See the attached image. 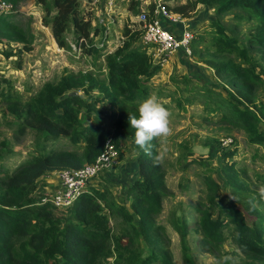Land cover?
<instances>
[{"label": "trees", "instance_id": "1", "mask_svg": "<svg viewBox=\"0 0 264 264\" xmlns=\"http://www.w3.org/2000/svg\"><path fill=\"white\" fill-rule=\"evenodd\" d=\"M5 1L16 7L20 0ZM34 2L40 9L41 24L48 28L58 47L70 48L68 32L82 48V40L90 42L95 36L92 35L100 31L98 27L91 28L89 12L84 11L79 0ZM197 5L210 9L214 19L208 25L195 24L192 28L190 56L223 81L232 100L227 101L220 92L205 86L189 90L187 84L193 80L182 75L179 79L184 87L182 91L192 94L181 96L179 101L190 102L195 96H205L211 110L219 113L222 120L245 131L249 144L264 145V132L257 131L258 123H264V103L254 95L263 80L248 53L252 46L264 49V0H185L167 8L186 18L195 14ZM128 8L133 14L137 12L134 2ZM13 14L0 15V41L15 42L18 51L27 50L32 35L26 26L10 18ZM223 16L227 23L220 20ZM242 24H251L254 31V37L247 39V46L240 45L235 34ZM140 33L122 27L121 45L102 55L97 78L89 74L85 79L81 75L64 74L56 82L42 85L27 100H22L12 90L11 81L0 75V103H9V111L28 119L34 134L30 156L10 172L0 168V264H107L110 255L111 264H172L152 250L142 255L141 242L152 246L156 242L153 235L161 229L153 222V216L161 210L164 172L156 160L157 142H152L151 154H145L135 144V129L129 124V115L138 116V105L151 95L148 82L160 70L159 62H153L141 44L134 46L136 41L140 43ZM95 51L101 55L102 47ZM1 54L9 57L15 51L1 50ZM14 63L19 68L18 61ZM93 89L99 98L86 96ZM169 96L163 93L159 98ZM98 101L107 108L97 107ZM119 137H128L136 150L137 175L124 193L134 217L117 202L101 179L96 186L88 185L64 210L50 203H39L44 195L36 191L41 176L92 163L106 140L117 150ZM60 138H66L72 148L55 149L53 145ZM204 141L205 154L191 158L189 152L181 155L185 164L195 161L213 165L211 173L200 175L205 199L216 215L211 219L209 209L199 211L196 221L202 241L213 246L222 239L221 228L231 222V240L240 249L264 258V204L260 202V193L256 196L242 178L243 170L236 168L234 162H227L234 150L220 146L219 140L205 138ZM182 148L185 149L183 144ZM221 188L228 193L227 205L214 202V194ZM172 226L183 241V223L173 221Z\"/></svg>", "mask_w": 264, "mask_h": 264}, {"label": "rangeland", "instance_id": "2", "mask_svg": "<svg viewBox=\"0 0 264 264\" xmlns=\"http://www.w3.org/2000/svg\"><path fill=\"white\" fill-rule=\"evenodd\" d=\"M184 2L185 0H166L169 8ZM79 3L85 12H89V1L79 0ZM15 9V13L10 18L22 26H26L30 30L32 40L29 49L20 51H18L15 42L0 41V75L11 81L12 90L17 92L22 100H27L42 85L56 82L64 74L81 75V79H85L88 74L95 78L98 77L97 70L102 65L104 51L100 55L95 51L97 48L90 45V42L99 43L100 34L96 36V40L86 42L78 51L61 48L54 42L48 28L41 24L40 9L34 0H20ZM115 9L116 24L112 27L113 39L116 38V34H119L125 22L129 24L132 18V13L126 4L120 6L118 3ZM87 15L91 19V28H100L93 12H89ZM225 18L226 16H223L220 20L227 23ZM186 19L187 26L194 28L195 24L196 26L208 25L210 20L214 19V15L210 9L197 5L195 14L186 17ZM253 32L251 24L238 26L235 29L238 43L246 45L247 39L254 37ZM66 37L69 43L76 46L70 32L66 34ZM90 46L92 47L89 51H86ZM134 46L139 47L140 43L136 41ZM9 49L15 51V55L4 57L1 50ZM248 53L254 59L255 71L260 73L263 80V85L255 90L254 95L258 101L264 103V49L252 46ZM180 55L182 61L178 63L174 61L167 65H165L166 62L161 64V69L148 82L151 94L155 93L158 97L163 93L170 94L168 98H160V100L172 113L173 135L166 145L167 155L159 161L161 170L164 172V197L161 199V210L153 216V222L158 224L161 229L153 235L156 242L151 243L152 246L141 242L142 255L149 254L152 250L154 253L164 256L172 264H215L216 259L225 255L234 257L237 264H262L261 262L264 264L263 257L240 249L231 240L230 232L233 228L231 222H226V226L221 228L222 239L213 246H206L201 239V232L196 221L200 214L199 211L209 209L211 219H214L216 215L214 209L205 199L204 184H202L200 175L211 173L210 169L213 165L206 162L201 165L195 161L185 164L181 155L189 152L191 156L189 155L188 158H191L205 154V138L219 140L220 146H222L221 142L225 140L224 138H231L232 142L226 148L234 150V154L233 157L227 159V162H234L236 168L244 171L242 178L249 183L250 188L257 196L260 189L264 187V145L249 144L245 131L232 122L222 120L219 113L211 110V104H207L205 96H195L190 102L179 101L181 96L192 94V92L188 94L182 91L184 87L179 81L182 75L193 80L187 84L189 90H193L195 86H205L220 92L227 101L232 100L228 87L222 80L212 75L208 66L199 61L197 62L200 64H197L192 56L187 58L181 53ZM15 61H18L19 68L15 67ZM176 85L178 87L175 88ZM88 92L87 97L95 99L100 96L95 89ZM78 93L82 94L80 91ZM89 101L92 102V100ZM234 102L235 105L241 107L238 102ZM95 104L104 110L107 108L100 101ZM8 106L9 103H0V168L10 172L33 152L34 134L28 126V119L23 120L9 111ZM257 131L264 132V123H258ZM155 141L157 142L158 155L162 151V146L159 141ZM117 143V160L106 171L111 174H98L94 181L96 183L101 179L103 184L114 187L118 185L117 191H115L116 200L133 215L123 190L137 175L136 150L128 137H119ZM182 144L185 149L182 148ZM53 147L55 149L72 148L66 138H60ZM48 148L51 146L49 145ZM212 178L220 183L216 175L212 174ZM261 197L260 202L264 204V196ZM214 202L227 205V191L223 188L218 189L214 194ZM173 221L178 224L183 223L185 227L183 241L180 240L172 226ZM110 223L112 224L113 221L110 220ZM112 257V255L108 257L107 264H111Z\"/></svg>", "mask_w": 264, "mask_h": 264}, {"label": "built area", "instance_id": "3", "mask_svg": "<svg viewBox=\"0 0 264 264\" xmlns=\"http://www.w3.org/2000/svg\"><path fill=\"white\" fill-rule=\"evenodd\" d=\"M130 2L136 4L137 12L132 13L130 23H126L127 28L139 30L140 44L146 49L153 62L158 61L163 64L168 57L180 51L187 58L190 57L189 41L193 36L192 28L186 24L187 19L177 13L171 12L167 8L166 0H90L89 12H93L97 22L100 24V42H93L96 48H101L104 53H111L117 46L121 45L122 37L116 34L113 39V26L116 24L114 18L115 7H128ZM15 7L5 0H0V15L15 13ZM119 35V38H118ZM113 41H112V39ZM112 41V45H111ZM85 45L86 41L82 40ZM72 50L78 51L80 46L69 43ZM221 145L227 147L231 144V138H224ZM220 143V141H219ZM117 160V152L113 145L106 140L104 148L92 163L85 164L77 169H65L56 171L58 187L49 193H43L39 203H50L57 209L64 210L69 207L75 198L88 185L96 186L94 179L98 174L103 175Z\"/></svg>", "mask_w": 264, "mask_h": 264}, {"label": "clouds", "instance_id": "4", "mask_svg": "<svg viewBox=\"0 0 264 264\" xmlns=\"http://www.w3.org/2000/svg\"><path fill=\"white\" fill-rule=\"evenodd\" d=\"M137 115H129V124L135 129V144L145 154H151L152 142L157 140L162 146V151L157 155V162L167 155V142L173 135L171 127L172 113L164 106L160 98L155 94L149 95L137 108ZM260 195L264 196V187L260 189ZM215 264H237L234 257L222 256L215 260Z\"/></svg>", "mask_w": 264, "mask_h": 264}, {"label": "crops", "instance_id": "5", "mask_svg": "<svg viewBox=\"0 0 264 264\" xmlns=\"http://www.w3.org/2000/svg\"><path fill=\"white\" fill-rule=\"evenodd\" d=\"M180 53H181L180 51H176V52L172 53L168 57L165 65H167L168 63L174 62V61H176V63H178L179 61H182V56L180 55ZM190 61H192V60H190ZM196 63L200 64L197 61H196ZM194 67H196V66H194ZM104 174L105 175H109L111 173L105 172ZM58 183H59V181H58V178H57L55 172H51V173L45 174V175L40 177V179L38 181V186H37L36 191L40 192V193H50V192H52V191L57 189ZM117 188H118V185L115 186V187L114 186H109V189L111 190V192L114 195L116 194L115 191H117ZM125 189H126V187H125ZM125 189L123 190V193H125ZM115 196H117V195H115Z\"/></svg>", "mask_w": 264, "mask_h": 264}, {"label": "water", "instance_id": "6", "mask_svg": "<svg viewBox=\"0 0 264 264\" xmlns=\"http://www.w3.org/2000/svg\"><path fill=\"white\" fill-rule=\"evenodd\" d=\"M74 92H70L69 94H73Z\"/></svg>", "mask_w": 264, "mask_h": 264}]
</instances>
